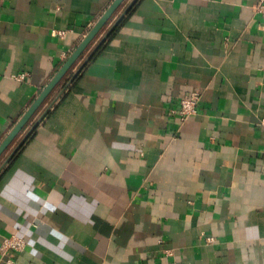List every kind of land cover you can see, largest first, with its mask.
<instances>
[{"label":"crops","instance_id":"1","mask_svg":"<svg viewBox=\"0 0 264 264\" xmlns=\"http://www.w3.org/2000/svg\"><path fill=\"white\" fill-rule=\"evenodd\" d=\"M113 1L0 0V144ZM130 1L0 155V264H264V0Z\"/></svg>","mask_w":264,"mask_h":264},{"label":"water","instance_id":"2","mask_svg":"<svg viewBox=\"0 0 264 264\" xmlns=\"http://www.w3.org/2000/svg\"><path fill=\"white\" fill-rule=\"evenodd\" d=\"M124 0H114L110 7L107 9V11L102 15V17L97 21V23L94 25V27L89 31V33L86 35V37L82 40V42L78 45V47L72 52V54L68 57V59L65 61V63L62 65V67L57 71V73L54 75V77L50 80V82L44 87V89L41 91V93L38 95V97L33 101V103L30 105L28 110L23 114L21 119L16 123V125L13 127V129L10 131V133L6 136V138L2 141L0 144V155L2 152L10 145V143L13 141V139L18 135V133L22 130V128L29 122L31 117L34 115V113L37 111V109L43 104L45 99L48 97V95L51 93V91L56 87V85L60 82V80L64 77L66 72L76 63V61L80 58L84 50L88 47L90 42L94 39L96 34L101 30V28L105 25L107 20L111 17V15L114 13V11L120 6V4ZM137 0H131L128 6L126 7L124 14L130 9V7L136 2ZM123 14V15H124ZM116 23L111 27L110 33L113 28L115 27ZM107 33V34H108ZM107 37V35L98 43V45L90 52V54L86 57L82 65H80L79 69L74 73L71 80L77 76L79 71L84 67V65L92 58V56L95 54L96 50L99 48L103 40ZM70 80V81H71ZM49 108L46 109L42 115L34 121L32 126L30 127L29 131L26 133V135L21 139V141L17 144L14 151L12 152V155L16 153V151L24 144V142L27 140V138L30 136L32 131L38 126L40 121L43 119V117L48 112ZM11 155V156H12ZM10 158V157H9ZM9 160V159H8ZM7 160V161H8Z\"/></svg>","mask_w":264,"mask_h":264},{"label":"built area","instance_id":"3","mask_svg":"<svg viewBox=\"0 0 264 264\" xmlns=\"http://www.w3.org/2000/svg\"><path fill=\"white\" fill-rule=\"evenodd\" d=\"M254 10L257 14L261 17V23L264 25V2L260 1L257 3L254 7ZM58 35L62 36V32H58ZM20 79L24 78V75L19 76ZM199 94L198 93H191L190 95L183 96L179 101V107L177 109V113L179 115L180 120H185L189 116L194 115L197 109V104L199 101ZM212 239H208V241H211ZM25 246V241L23 238L12 235L10 237L4 238L0 249L2 251H8V250H15V251H21Z\"/></svg>","mask_w":264,"mask_h":264},{"label":"rangeland","instance_id":"4","mask_svg":"<svg viewBox=\"0 0 264 264\" xmlns=\"http://www.w3.org/2000/svg\"><path fill=\"white\" fill-rule=\"evenodd\" d=\"M80 59V58H79ZM78 62H79V60H78ZM76 64V63H75Z\"/></svg>","mask_w":264,"mask_h":264}]
</instances>
